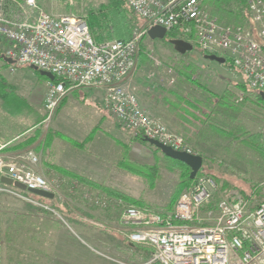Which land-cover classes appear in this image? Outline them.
I'll use <instances>...</instances> for the list:
<instances>
[{
  "label": "built area",
  "instance_id": "2783aa9c",
  "mask_svg": "<svg viewBox=\"0 0 264 264\" xmlns=\"http://www.w3.org/2000/svg\"><path fill=\"white\" fill-rule=\"evenodd\" d=\"M124 1L140 24L126 39L96 41L81 15L52 13L37 0H0V39L7 43L3 55L16 66L50 72L57 79L46 83L43 123L50 122L71 90L94 87L103 90L104 110L125 130L194 153L182 136L139 102L132 86L138 73L145 75L148 89L170 91L176 90L177 78L183 76L156 58L152 49L144 51V63H151L150 67L139 69L141 42L151 26L175 31L178 38L197 44L203 52L228 59L243 81L259 93L264 91V0H246L251 23L222 17L216 0ZM243 98L241 92L235 101ZM4 147L0 143V178L7 176L26 188L50 192L53 198L63 197L59 187L64 185L69 192H78L81 182L76 177L55 175L48 179L37 172L33 150L7 157ZM216 189L214 178L196 175L180 192L173 209L164 212L89 189L81 196L96 207L118 209V223L126 239L152 248L148 263L264 264V180L257 186V197L255 193L224 194L213 201ZM40 205L62 219L50 206ZM90 223L108 228L103 221Z\"/></svg>",
  "mask_w": 264,
  "mask_h": 264
},
{
  "label": "crops",
  "instance_id": "0c3cea01",
  "mask_svg": "<svg viewBox=\"0 0 264 264\" xmlns=\"http://www.w3.org/2000/svg\"><path fill=\"white\" fill-rule=\"evenodd\" d=\"M104 39L102 37V40ZM141 49L140 61L144 63L145 46L141 45ZM174 53L171 52L166 58L172 56L173 59ZM202 57L204 60H210ZM215 62L217 64H211L208 69L201 66L191 68L187 75H183L184 78L179 79L175 91L159 87L147 90L145 77L139 74L136 79V92L141 106L151 115L160 117L171 131L192 144L198 142L201 132H253L262 139L264 109L255 107L251 110L249 107L241 73L235 71L233 67L228 72L221 66L222 63ZM11 67H24L33 71V77L38 76L33 79L34 88L29 90L28 94L14 91L12 78L5 75L6 72H15L16 68L11 71ZM47 80L49 78L40 71L30 66H16L7 62L3 53L0 54V143L5 144L4 155L12 157L26 149L33 150L37 156L33 168L46 178L58 172L56 167L101 185L105 184L110 175L121 176L124 169L122 160L124 143L117 135L122 134L124 128L104 110L101 100L93 103L91 101V106L88 105L86 109H78L79 102L75 100L78 97H74L73 94L85 89L77 88L71 90L61 100L46 130L43 123L42 100ZM241 92L244 93V98L235 102V98ZM81 93L80 96L85 95L84 92ZM126 133L128 136L131 135ZM133 138L137 140V137ZM152 146L141 144L144 152L148 151L154 155L152 148L150 149ZM194 152L200 154L198 149ZM255 178L257 179L255 185L260 184L264 180V170ZM0 186L2 187L0 230L3 237L8 236L11 239L12 234L25 233L26 240L23 248L20 247V258L17 259L22 262L21 264L22 259L26 264L30 259H33L34 264H91V246L86 241L59 239L60 230L74 232L72 227L74 221L72 219L71 223L62 224L49 210L40 205V203L52 205L53 200L44 202L27 196L23 191L15 190L13 186L4 183ZM183 189L184 187L181 190ZM247 193L249 192L246 191L242 196ZM254 193L257 194V190ZM164 211L169 210L164 209L161 212ZM94 212L103 214L102 212L109 211L97 207ZM70 213L66 214L73 217L74 214ZM80 214L89 216L83 211H80ZM103 222L108 225L104 231L116 237H124L118 220L115 222L104 218ZM128 242L131 257L139 258L141 260L139 264H149L147 261L152 248L146 244ZM15 246L14 244V248ZM14 248H6L8 264H17V260L11 261L15 256ZM122 262L121 264H126Z\"/></svg>",
  "mask_w": 264,
  "mask_h": 264
},
{
  "label": "rangeland",
  "instance_id": "374dc122",
  "mask_svg": "<svg viewBox=\"0 0 264 264\" xmlns=\"http://www.w3.org/2000/svg\"><path fill=\"white\" fill-rule=\"evenodd\" d=\"M113 1L114 0H37V2H39V4L45 10L52 13L73 12L83 16L93 29L94 35H100L104 38L106 37L104 33L106 18L109 13V9L113 6ZM214 4L219 6L218 12L222 17L235 22L248 21L251 23L249 13L246 8V0H216ZM129 18L130 25H132L130 28L131 31L133 27L140 24V21L131 12ZM252 27L255 31V24H252ZM178 37L179 35L175 31H166L165 36L160 39H151L148 35H146L143 38L141 45L145 46L144 50L152 49L156 58H159L166 64L177 68L179 73L182 75H187L189 70L191 71V68H194L195 66H201V68L203 67L208 69L210 68L211 64H217L212 60H204L202 57L204 56L203 51L197 44H192V48L186 50L184 53L175 51L173 46L170 44V39ZM6 46V41L0 39V54L3 53V50ZM168 52H175L173 59L171 58L172 56H169L170 58H166L170 54ZM141 56L142 55L140 52L138 61L139 69H148L151 63H141ZM175 57H178V59ZM143 58L145 60L144 62H146L144 53ZM222 64L223 65L221 66H224L227 71L230 70V68L232 69L228 59ZM214 66H211V68ZM15 68V72H6L5 75L10 76V79L12 78V86L16 93L20 91L21 93L28 94L29 90H33L34 88L33 79H35V77L38 78V76L36 75L33 77V71L25 69L24 67H11V71H13ZM213 73H215V71H213ZM139 74L143 73H138L134 77L132 83L136 94V79L140 76ZM143 76L145 77L144 74ZM180 78L181 77L177 78L176 87ZM243 82V88L247 93L246 102L250 103L249 107H251V110H253L255 107L264 109V99L261 98L257 92L252 90L245 83V81ZM80 89L85 90L78 91L79 93L73 94L74 97H78L75 99L79 102L78 109L88 108L87 106L90 105L91 101L92 103L100 102V100L102 101V89L97 88L98 90H96L94 87ZM146 89L148 90L147 85ZM81 92H84L85 95L80 96L79 94H82ZM92 107L97 109L95 105H92ZM93 114L95 115V113ZM45 116L46 114L43 110V119ZM110 117L117 124H119L112 116ZM49 123H44L46 130L49 128ZM126 132L132 136H128ZM117 136L118 139L121 138L120 140L124 143L122 147V160L123 162L130 164L132 168L128 170L123 166L124 169L121 173V176L118 174L110 175L109 178L105 180L104 186L111 187L121 194L128 196L130 199L125 198L124 200L133 201L137 205L148 206L157 211L168 209L170 200L177 193V191L180 190V174L182 169H180V167L177 165H172V162L168 158L164 157L160 151L154 153V155L148 151L144 152L141 148V144L146 146L152 145L149 143H144L138 138L137 140L135 138L132 139V137H137V135L132 134L130 131L123 129V133L120 135L118 134ZM199 137V140L197 139L198 142L195 144L188 142L184 138L183 139L192 148L193 152L196 149H198V152H200V155L203 159L202 166L199 170L201 174L211 176L218 184V188L214 193L213 201L224 195L222 193H226L227 195L242 196L244 193H246V191H248L249 193H247L245 196H250L252 193H254V191L257 190V186L259 184L255 185V183H257V179L255 177L264 170V136L261 139L260 136L255 135L253 132H201ZM151 148L154 152V147L152 146L150 149ZM147 165L157 166L158 175L152 185L149 181V175L152 174L153 170L148 168ZM55 175L69 176L59 171L53 176ZM53 176L48 179H51ZM69 177L78 178L77 176ZM80 182L81 185L77 193L69 192L66 188V185L61 186L59 187V190L61 196L63 197L48 199L53 200L52 205L49 203L46 204L59 213L62 219L50 211L51 214L62 224L64 223L67 225V222L71 223L72 219L74 221L72 222L74 232L72 231L68 233L67 231L60 230L59 239L67 241H78L82 239L86 241L88 245L91 246V264H121L120 262L122 261L126 262V264L141 263L139 258L131 257L128 247L129 242L126 241L125 236L123 238L113 236L112 233L103 230L107 228H100L90 223V221L94 220L103 221L104 218H109L111 221L116 222V220H118L119 210L101 208L102 210L109 211L102 212L105 215L94 212V209L97 207L84 200L81 196V192L85 189H89L90 192L110 193L90 186L81 180ZM1 189L2 187L0 186V193L2 192ZM15 190L19 191L18 189ZM23 192L26 193V191ZM255 196L257 197V194L254 195V197ZM137 202H142L143 204H138ZM70 207L76 211V213L72 209H69ZM80 211L86 212V214H89V216L80 214ZM68 212H71L74 214V216H70V218L67 215ZM77 213L79 214L76 215ZM25 240V233H22V235L12 234L11 239H9L8 236L3 237L0 230V264H8L6 248H14V244L16 245L14 248L15 256L11 261L20 258V247L23 248ZM148 258L150 259L151 256ZM22 261L23 264H26L24 259H22ZM21 263L22 262H20V260H17V264ZM27 264H34L33 259L27 260Z\"/></svg>",
  "mask_w": 264,
  "mask_h": 264
},
{
  "label": "trees",
  "instance_id": "16d2710c",
  "mask_svg": "<svg viewBox=\"0 0 264 264\" xmlns=\"http://www.w3.org/2000/svg\"><path fill=\"white\" fill-rule=\"evenodd\" d=\"M129 15H130V10L127 7L125 1L124 0H114L113 1V6H112V8L109 9V13H108L107 18H106V23H105L106 25H105V28H104V33H105V36H106L105 39H113V38L126 39V38H128L129 32H130V28L132 26V25H130ZM88 26L90 28V31H91L92 35L95 36L94 38L96 39V41L102 40V37L100 35H94L93 29L91 28V26L89 24H88ZM203 53H205V52H203ZM53 81H57V79L54 77ZM137 138L139 140H141L142 142L146 143L144 141L143 135L141 133L137 134ZM159 151L160 150L158 148L154 147V153L159 152ZM163 156L168 158L172 162V165H177V166L180 167V169H182V172L180 174V178H181L180 190L183 187L186 188L190 184V182L193 180V179L189 178V170H190V168L185 163H183V162H181L179 160L170 158V157H168V156H166L164 154H163ZM123 166L126 169H128V170L132 168L130 164H127L125 162H123ZM147 167L153 170L152 174L149 175V181H150V184L152 185L153 182L155 181V179L157 178V175H158L157 166L156 165H154V166L147 165ZM56 169L59 172L64 173L66 175L76 176L75 174L70 173L67 170L63 169V168L56 167ZM199 174H201L200 171L197 173V175H199ZM77 177L81 181L85 182L86 184H88L90 186H93L95 188H99V189H101V190H103L105 192H108L110 194H115V195L124 197L126 199H130L128 196H125V195L121 194L120 192L116 191L115 189H113L111 187L98 184V183L93 182L91 180H88L86 178H82V177H79V176H77ZM179 191H177V193L170 200V205L168 207V210H172L173 209L174 203H175L177 197L180 194ZM26 195L29 196V197H32V198H38L39 200L44 201V202H48V201L51 202L52 201V200H48V199H45V198L40 197V196H36V195L31 194L29 192H26ZM137 203L138 204H143L142 202H137ZM103 230H106V229H103Z\"/></svg>",
  "mask_w": 264,
  "mask_h": 264
},
{
  "label": "water",
  "instance_id": "95a60500",
  "mask_svg": "<svg viewBox=\"0 0 264 264\" xmlns=\"http://www.w3.org/2000/svg\"><path fill=\"white\" fill-rule=\"evenodd\" d=\"M165 33H166L165 28L159 25L151 26L147 31V35L151 39L163 38L165 36ZM170 44L173 46V49L179 53H184L186 50H189L192 48V45L190 43L180 38L170 39ZM204 56L210 60H215L220 63L225 62L224 57L218 56L216 54H205ZM5 59L9 63H13L12 59L6 58V57ZM40 73L46 76L47 78H49L50 80L54 79L53 74H51L50 72L40 71ZM259 95L261 98L264 99V91L259 92ZM143 139L149 144L153 145L155 148H158L160 152H162L164 155L185 163L190 168V171H189L190 179H193L197 175L198 171L200 170L202 166V161H203L202 156L200 154L189 153V152L182 151V150H175L171 146L166 145L154 138L143 136ZM0 180L2 183L8 186H13L14 188L20 191H26V192H29L31 194H34L36 196H40L46 199H53L52 193L46 192L40 189L26 188L24 184L18 181H13L11 178L7 176H2Z\"/></svg>",
  "mask_w": 264,
  "mask_h": 264
}]
</instances>
